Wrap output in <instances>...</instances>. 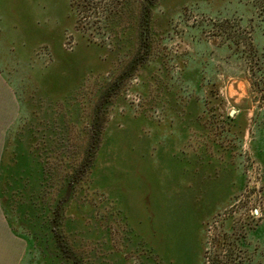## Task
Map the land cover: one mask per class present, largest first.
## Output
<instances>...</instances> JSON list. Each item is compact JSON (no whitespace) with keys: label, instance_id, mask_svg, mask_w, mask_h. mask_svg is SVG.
Returning <instances> with one entry per match:
<instances>
[{"label":"rangeland","instance_id":"374dc122","mask_svg":"<svg viewBox=\"0 0 264 264\" xmlns=\"http://www.w3.org/2000/svg\"><path fill=\"white\" fill-rule=\"evenodd\" d=\"M0 74L19 264H264V0H0Z\"/></svg>","mask_w":264,"mask_h":264},{"label":"crops","instance_id":"0c3cea01","mask_svg":"<svg viewBox=\"0 0 264 264\" xmlns=\"http://www.w3.org/2000/svg\"><path fill=\"white\" fill-rule=\"evenodd\" d=\"M11 90L0 74V113H11ZM23 253L21 239L11 231H0V264H19Z\"/></svg>","mask_w":264,"mask_h":264}]
</instances>
